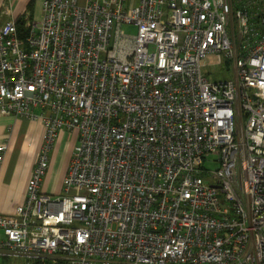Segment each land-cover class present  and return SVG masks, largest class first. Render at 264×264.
Wrapping results in <instances>:
<instances>
[{"label":"built area","instance_id":"built-area-1","mask_svg":"<svg viewBox=\"0 0 264 264\" xmlns=\"http://www.w3.org/2000/svg\"><path fill=\"white\" fill-rule=\"evenodd\" d=\"M23 26L0 23V111L40 120L43 145L0 255L264 264V0H44ZM63 130L78 143L51 195Z\"/></svg>","mask_w":264,"mask_h":264},{"label":"crops","instance_id":"crops-1","mask_svg":"<svg viewBox=\"0 0 264 264\" xmlns=\"http://www.w3.org/2000/svg\"><path fill=\"white\" fill-rule=\"evenodd\" d=\"M44 0H0V23L16 20L29 10L33 2V19H39ZM85 4L86 0H78ZM4 8L11 13L2 15ZM40 113V109L35 110ZM42 122L25 116H8L0 111V145L7 144L5 158L0 163V214H11L26 198L28 180L42 148ZM78 143V134L63 130L49 153V167L41 190L51 195L63 193V181ZM0 239H5L0 230ZM12 256L0 255V264H12ZM15 259V258H13ZM24 260V258H22ZM19 260V259H17Z\"/></svg>","mask_w":264,"mask_h":264},{"label":"rangeland","instance_id":"rangeland-1","mask_svg":"<svg viewBox=\"0 0 264 264\" xmlns=\"http://www.w3.org/2000/svg\"><path fill=\"white\" fill-rule=\"evenodd\" d=\"M130 3L134 4V0H128V4H130ZM27 21H30V20H27ZM124 30L126 33H129V34H135L137 32L136 27L133 25L124 26ZM210 61H211V63L217 62V57L215 55H211ZM209 69L212 71V73L214 75L217 76V78H231L233 76L231 69L230 70L227 69L228 73L226 76L224 75V72L226 70L224 64L215 65V66L212 65L211 68H209ZM217 166H218V164H214V163L209 165V167H211L213 169H215ZM13 258H15V259H13ZM11 259H12V264H22L24 262V260L22 259L21 256H15V257H12ZM17 259H19V260H17Z\"/></svg>","mask_w":264,"mask_h":264},{"label":"bare ground","instance_id":"bare-ground-1","mask_svg":"<svg viewBox=\"0 0 264 264\" xmlns=\"http://www.w3.org/2000/svg\"><path fill=\"white\" fill-rule=\"evenodd\" d=\"M28 12H26L25 14H23L22 16H20L19 18H17L16 20H9V21H19L21 18H23L24 20H33V16H32V11L30 12V10H27ZM9 13H11V9H9ZM8 13V14H9ZM6 15V14H5ZM23 35H21V33H19L18 37L20 40L23 39L22 37ZM8 116H13V115H8ZM26 117V116H25ZM30 119V118H29ZM27 190V188H26ZM26 196H27V191H26ZM26 199V198H25ZM23 258V257H22Z\"/></svg>","mask_w":264,"mask_h":264},{"label":"trees","instance_id":"trees-1","mask_svg":"<svg viewBox=\"0 0 264 264\" xmlns=\"http://www.w3.org/2000/svg\"><path fill=\"white\" fill-rule=\"evenodd\" d=\"M33 2L29 5V10L30 12L33 11ZM26 20H24L23 18H21L19 21H18V26H19V29H20V33L21 35H23L22 37L24 38L25 37V34H26V31L24 29V26H23V23L25 22Z\"/></svg>","mask_w":264,"mask_h":264}]
</instances>
